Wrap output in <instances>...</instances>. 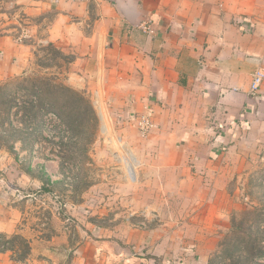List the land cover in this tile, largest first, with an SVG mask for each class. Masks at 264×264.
Here are the masks:
<instances>
[{
	"label": "rangeland",
	"instance_id": "1",
	"mask_svg": "<svg viewBox=\"0 0 264 264\" xmlns=\"http://www.w3.org/2000/svg\"><path fill=\"white\" fill-rule=\"evenodd\" d=\"M20 2L0 0V35L31 44L0 55V174L6 162L36 177L39 225L53 219L60 246L74 242L32 262L26 242L4 239L16 264H264V120L180 179L146 166L148 134L113 120L93 55L33 43Z\"/></svg>",
	"mask_w": 264,
	"mask_h": 264
},
{
	"label": "crops",
	"instance_id": "2",
	"mask_svg": "<svg viewBox=\"0 0 264 264\" xmlns=\"http://www.w3.org/2000/svg\"><path fill=\"white\" fill-rule=\"evenodd\" d=\"M19 1L33 43L59 45L85 61L93 55L113 120L125 132L138 135V121L150 120L146 166L170 168L176 178L180 166L214 160L235 133L264 120V81L250 93L254 73L264 71V0ZM11 45L31 44L0 35L6 61L17 51ZM8 165L0 174V237L26 242L32 262L66 254L74 241L60 246V226L38 223V179ZM11 252L0 250V264H16ZM74 253L80 260L82 253Z\"/></svg>",
	"mask_w": 264,
	"mask_h": 264
},
{
	"label": "built area",
	"instance_id": "3",
	"mask_svg": "<svg viewBox=\"0 0 264 264\" xmlns=\"http://www.w3.org/2000/svg\"><path fill=\"white\" fill-rule=\"evenodd\" d=\"M141 28L147 32L148 34H153L154 29L150 26L149 23H144L141 25ZM264 81V71L262 69L256 70V72L253 75L251 86H250V93L251 95L257 94L260 91V88L263 84ZM152 123L150 120L143 116L139 121H138V127L142 134H148L150 131V128L152 127ZM5 238L0 237V250H5L7 249V243L4 240Z\"/></svg>",
	"mask_w": 264,
	"mask_h": 264
}]
</instances>
